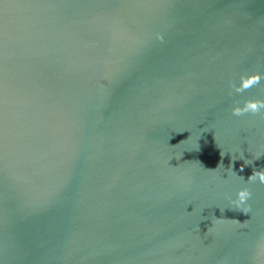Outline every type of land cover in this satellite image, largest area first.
<instances>
[{"label":"water","instance_id":"water-1","mask_svg":"<svg viewBox=\"0 0 264 264\" xmlns=\"http://www.w3.org/2000/svg\"><path fill=\"white\" fill-rule=\"evenodd\" d=\"M255 73L264 0H0V264H264Z\"/></svg>","mask_w":264,"mask_h":264},{"label":"clouds","instance_id":"clouds-1","mask_svg":"<svg viewBox=\"0 0 264 264\" xmlns=\"http://www.w3.org/2000/svg\"><path fill=\"white\" fill-rule=\"evenodd\" d=\"M157 40H163V37L157 35ZM264 79V74H248L241 75L239 77V84H231L232 92L236 94H242L248 89L259 85L260 81ZM232 93H229L231 95ZM264 113V100H245L240 106L239 104L235 105L231 109V114L236 117L243 116L245 114L259 115ZM223 156V154H221ZM259 159V157H257ZM240 171H243L241 167ZM247 181L250 183L259 182L264 185V169L262 170H253L252 174L247 178ZM251 198V193L247 188H243L236 193V199L231 203L235 210L240 211L244 215H247L250 212V207L246 205V201Z\"/></svg>","mask_w":264,"mask_h":264}]
</instances>
